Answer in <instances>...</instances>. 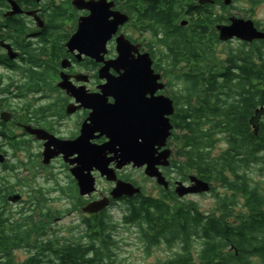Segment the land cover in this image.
Instances as JSON below:
<instances>
[{
    "label": "flooded vegetation",
    "instance_id": "af4514ba",
    "mask_svg": "<svg viewBox=\"0 0 264 264\" xmlns=\"http://www.w3.org/2000/svg\"><path fill=\"white\" fill-rule=\"evenodd\" d=\"M257 7L248 0H0V213L4 220L0 243L22 245L13 238L29 227L39 230L31 234L43 242L87 237L90 223L110 216L118 205L125 207L135 201L132 199L137 195L112 199L118 181L140 188L139 195L145 198L185 207L195 204L205 214L221 212L214 186L192 174L184 176L174 165L170 145L174 121L180 107L190 109L187 93L191 84L169 80L163 71L175 64L169 45L181 32L189 34L185 40L190 41L197 28L203 35L194 40L209 53L208 58H200L198 67L209 66L210 76L218 83H229L225 78L227 70L234 78L233 84L243 81L240 72L247 65L249 48L255 49L264 41L246 42L236 37L223 41L217 28L230 26L234 20H252L256 29L264 33V24L252 17ZM202 10L210 15L209 22L201 26L194 21L201 17ZM166 12H170L171 24L167 18H158ZM121 43L128 48L123 62ZM144 55L149 57L154 73L161 76L157 83L163 85L153 96L169 98L174 108L169 117L171 135L158 151H169L168 164L158 167L167 187L144 175L154 186L150 191L136 180V169L131 165L116 168L114 151L97 157L95 162L88 153L109 143L103 133L104 118L95 119L96 113L115 103L114 93L107 86L109 81L120 77L128 63ZM263 58L264 55L255 57L257 64L261 65ZM177 67H185V62ZM259 76L255 83L262 82ZM150 97L146 93L145 98ZM196 98L197 95L189 97V102L197 110ZM176 102H180L179 106ZM263 123L264 115L258 120V131ZM105 162L113 170L115 181L102 177L90 165ZM255 168L246 166V177L254 174ZM73 172L91 177V193L81 195ZM192 179L207 183L209 190L179 197L177 189L194 188ZM207 196L213 206L203 211L196 201ZM98 201L108 205L98 213L83 212L88 204ZM171 250L167 260L175 257L180 247L176 245ZM191 251L195 255V249ZM22 252L26 254L22 248L12 250L15 263L24 260L17 256ZM254 261L260 262L258 258Z\"/></svg>",
    "mask_w": 264,
    "mask_h": 264
},
{
    "label": "trees",
    "instance_id": "16d2710c",
    "mask_svg": "<svg viewBox=\"0 0 264 264\" xmlns=\"http://www.w3.org/2000/svg\"><path fill=\"white\" fill-rule=\"evenodd\" d=\"M248 1L253 5L264 2ZM208 14L202 10L201 17L194 22L201 26L208 23ZM158 18L161 21L167 18L171 24L170 12L161 13ZM195 29L191 36L202 38L203 32ZM181 33L169 45L175 64L163 71L169 80H186L191 84L187 93L190 109L180 107L174 121L170 144L174 165L184 176L192 174L212 184L213 192H217L216 205L223 210L205 214L195 204L173 205L141 194L125 204L121 222L139 230L147 249L158 245L168 249L179 246L180 251L164 264H255L254 258L259 259L258 264H264V196L258 183L246 177L244 171L250 166L257 167L256 172H264V123L257 134L249 125L255 111L264 108V58L261 65L255 59L264 55V44L249 48L247 65L240 72L241 83L231 82L234 78L229 70L225 75L229 83H218L210 76L209 66L198 67L201 57H209L204 46L194 38L187 42L185 37L190 35ZM182 61L185 67L178 68ZM259 75L263 79L260 84L255 83ZM195 95L197 110L189 102V97ZM220 145L223 148L217 151ZM3 222L0 213V226ZM89 226L87 237L66 239L62 243L37 240L31 233L39 230L29 227L13 238L22 245L0 243V264H119L112 235L116 227L113 218L102 216ZM0 235H3L1 228ZM14 248L26 252L21 263L13 260Z\"/></svg>",
    "mask_w": 264,
    "mask_h": 264
},
{
    "label": "water",
    "instance_id": "95a60500",
    "mask_svg": "<svg viewBox=\"0 0 264 264\" xmlns=\"http://www.w3.org/2000/svg\"><path fill=\"white\" fill-rule=\"evenodd\" d=\"M225 4L228 2L226 1ZM119 23L122 24L123 20ZM217 29L219 38L223 41L234 37L246 42L264 41V33L256 29L252 20H234L230 26H221ZM81 30L80 24L79 35ZM127 51L128 48L121 43L120 57L122 62ZM128 66L120 77L112 79L107 85L114 93V105L96 113L95 117L96 120L104 118L103 133L109 138V143L96 150H89V157L95 162L97 157L114 151L118 161L117 169H122L128 165L134 169H144L143 173L147 178L155 179L157 185L165 188L167 184L158 171V167L168 164L169 151L166 150L162 153H158V151L165 146L168 137L171 135L172 126L169 117L174 112L173 104L169 98L153 96L157 89H161L163 85L157 83L161 76L155 74L151 69V61L148 56H141L136 62L128 63ZM146 93H150L151 97L145 98ZM262 115H264L263 107L256 110L250 120L254 134H257L258 120ZM114 147H117L116 150H112ZM90 165H94L100 175L107 180H116L113 170L108 169L107 162L101 165L90 163ZM73 175L78 182L81 195L93 191V180L90 176L76 172H73ZM192 181L195 184L194 188L182 187L183 190L180 191L177 189L179 197L193 193H205L209 190L207 183L197 179H192ZM140 193V188L118 181L112 190L111 197L118 200L121 197L131 198ZM107 205V202L103 201L91 203L83 209V212L98 213Z\"/></svg>",
    "mask_w": 264,
    "mask_h": 264
},
{
    "label": "rangeland",
    "instance_id": "374dc122",
    "mask_svg": "<svg viewBox=\"0 0 264 264\" xmlns=\"http://www.w3.org/2000/svg\"><path fill=\"white\" fill-rule=\"evenodd\" d=\"M238 6H240V3H238ZM252 15L253 19L264 24V2L261 3L259 7L255 8ZM221 148H223V145L218 146L217 151H221ZM253 171L254 174L250 173V178L258 183L259 189L264 196V172L259 173L254 169ZM133 175L139 183H142L145 190L150 191V189H153V184L146 180L142 171L136 169ZM196 202L203 211L213 206V201L209 196L199 199ZM125 211L123 205H118L111 211L110 215L116 224L112 233L117 244V249L115 251L116 261L119 264H164L171 255L172 250L164 245H158L147 249L145 243L141 240L139 230L135 226H125L121 222L122 215ZM66 222H68V220H66ZM17 256L20 260H23L26 254L22 252L18 253Z\"/></svg>",
    "mask_w": 264,
    "mask_h": 264
}]
</instances>
